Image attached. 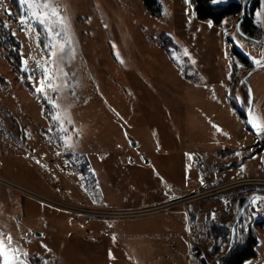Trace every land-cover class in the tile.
<instances>
[{"label":"rangeland","instance_id":"rangeland-1","mask_svg":"<svg viewBox=\"0 0 264 264\" xmlns=\"http://www.w3.org/2000/svg\"><path fill=\"white\" fill-rule=\"evenodd\" d=\"M157 1L159 14L143 0H54L68 19L63 68L72 75L58 102L73 122L66 133L70 149L61 145L65 134L44 117L41 96L24 88L0 45V231L27 251V264H225L233 247L246 244L249 229L258 255L244 263L264 264V199L261 218L247 206L264 192L254 181L264 173V153L243 159L248 143L250 155L264 150V133L257 136L247 119L241 123L227 102L236 96L244 110L249 103V120L264 118V71L246 81L248 95L242 82L252 68L233 57L232 70L230 62L234 45L250 59L264 53V0H235L243 11L220 24L199 19L193 0ZM255 1L260 32L247 39L241 19ZM24 14L23 6L19 11L0 0V25L20 42L25 70V59L28 69L41 59V47L36 31L19 23ZM164 35L176 45L171 55L161 48ZM29 73L39 80L38 72ZM234 161L239 166L227 169ZM246 165L253 166L250 177L226 180L244 174ZM225 184L229 189L219 194L202 192ZM174 185L178 190L168 199L155 201ZM247 195L241 214L248 218L236 229L235 207ZM192 205L195 218L183 214L179 235L159 232L167 213ZM204 206L219 219L200 216ZM222 208L229 209L224 217ZM87 222L96 236L81 242L79 224ZM224 225L230 239L217 252L220 238L209 232ZM119 229L126 254L118 251Z\"/></svg>","mask_w":264,"mask_h":264},{"label":"snow or ice","instance_id":"snow-or-ice-1","mask_svg":"<svg viewBox=\"0 0 264 264\" xmlns=\"http://www.w3.org/2000/svg\"><path fill=\"white\" fill-rule=\"evenodd\" d=\"M19 3L25 10V14L19 18V23L23 29L36 31L37 46L41 47V59L34 61L33 68L28 69V59L24 60L26 71L40 74L39 80H36L34 75H29L28 79L38 85L34 91L50 105L48 118L55 126V130L65 134L60 137L61 145L70 149L73 145L71 137H68L66 133L68 125L73 122L58 102L62 88L70 87L66 78L72 75L65 72L63 68L69 55L66 51L68 19L61 14L62 6L54 3V0H19ZM37 25L40 26L39 30L36 29ZM41 32L44 33L45 41L42 46ZM185 55H188L186 50ZM251 59L255 65L264 67V53H261V58L252 57ZM72 95L75 96L76 93L73 91ZM249 124L257 133H264V118L257 116L256 119L249 120ZM49 130L51 131L52 128L50 127ZM217 131L221 130L217 127ZM262 199L264 197L254 196L250 204L259 206ZM212 216L214 218V214ZM42 247L48 250L47 245H42ZM27 258V251L14 244L12 235L0 231V264H27Z\"/></svg>","mask_w":264,"mask_h":264},{"label":"trees","instance_id":"trees-1","mask_svg":"<svg viewBox=\"0 0 264 264\" xmlns=\"http://www.w3.org/2000/svg\"><path fill=\"white\" fill-rule=\"evenodd\" d=\"M11 5L15 8L21 11L22 5L19 3V0H8ZM145 5L155 14L160 13V5L157 0H143ZM215 0H193L194 5V11L197 15V17L201 20H210L214 24H220L225 18L235 16L238 13L242 12L244 9V6L242 3L238 1H231L228 4L221 5L218 3H213ZM259 7V2L255 1L254 4L251 5L247 13L242 15V21H241V30L245 34V36L256 38L259 34L260 30L257 27V25L254 22V12ZM40 27H38L39 30ZM41 45L45 42L44 41V33L41 32ZM161 39V48L167 53L172 54L176 51V45L174 43V40L168 36L164 35ZM256 43H259L257 41H254ZM0 45L8 53V61L10 62L13 71L17 74L18 77L22 78L24 88L27 89L32 94H35L34 87L30 83L28 77L30 75L29 72L23 69V61L20 54L21 44L15 38V36L12 34L11 30L4 27V25L1 23L0 25ZM233 57L237 58L238 60H241L245 67L248 69L253 68V63L248 57V55L244 54L241 50L236 48L234 45V49L232 47L231 53H230V62H231V69L236 66L235 59L233 60ZM242 84L244 83V86L246 87L247 94L249 95V89L247 87V83L245 80H243ZM246 97V93L245 96ZM245 100V99H244ZM231 108L235 111V113L241 118V120L247 119V111H248V104L246 103L244 105L245 108L243 109V105L239 104L237 97H231L228 101ZM245 102V101H243ZM40 105L42 107V113L44 117L50 121L48 118V112L50 111V105L41 97L40 99ZM252 196L247 195L244 197H239L240 200L236 204V218H239V221L236 224V229L241 226L242 221H244L245 218H248V215L245 213L241 214L242 208L244 205V202L249 200ZM232 231V230H231ZM231 231L229 228H227L225 225L216 227L212 229L209 234H215V239H219L220 243L215 247V251L220 252L224 249L225 245H227L230 237ZM250 231V229H249ZM247 232L245 235V245H237L236 247H233L230 253L228 254V257L226 258L225 264H244V262L252 257H256L257 251L254 249V246L257 243L256 237L253 235H250V232Z\"/></svg>","mask_w":264,"mask_h":264},{"label":"crops","instance_id":"crops-1","mask_svg":"<svg viewBox=\"0 0 264 264\" xmlns=\"http://www.w3.org/2000/svg\"><path fill=\"white\" fill-rule=\"evenodd\" d=\"M260 71H264V67H261V66H257L256 67V70L253 72V73H251L250 74V76L247 78V81L249 80V78L251 77L252 78V76L255 74V73H257V72H260ZM245 78V77H244ZM227 80V79H226ZM226 80L225 79H223V80H221V84H225L226 83ZM256 84L258 83V81L256 80V82H255ZM226 86V85H225ZM228 96V95H227ZM227 96H226V100H227ZM262 98H264V97H262ZM228 102V101H227ZM228 104H229V102H228ZM229 106H230V104H229ZM230 108H231V106H230ZM232 109V108H231ZM233 110V109H232ZM250 110V109H249ZM234 111V110H233ZM248 112V111H247ZM234 113H235V111H234ZM236 114V113H235ZM247 114V113H246ZM250 114H251V111H250ZM236 116L240 119V122L242 123V120H241V118L236 114ZM236 120H238L239 121V119H237V118H235ZM256 133H257V131H256ZM255 134V133H254ZM261 133H257L256 135L258 136V135H260ZM257 138H259V137H257ZM249 147H250V143H248L247 145H246V149H247V151H246V155L244 156V158L243 159H245V158H251V159H254L255 157H257L258 155H262L263 153H264V150L263 151H261V152H258V153H255V154H251L250 155V151H249ZM225 152H227V154H229V153H233V152H235L234 150H227V151H225ZM235 162V161H234ZM234 162H232V163H230L229 165H227V169H231V168H234V167H238L239 166V164L237 163V162H235V164H234ZM243 162H244V160L241 162V165L243 164ZM236 163H237V165H236ZM232 164H234V166L233 167H231V165ZM259 166V165H258ZM257 166V167H258ZM256 167V168H257ZM226 168H220V170H223V169H226ZM251 170H253V166H248V165H246L245 167H244V174H241V175H239V176H236V177H234V178H226V180H235V179H239V178H245V177H250L249 175H247L246 173L247 172H249V171H251ZM252 176V175H251ZM258 176H264V173L263 174H258ZM216 182L218 181V180H215ZM214 181V182H215ZM226 182V181H225ZM229 182V181H228ZM173 188H171V187H169V188H167V190L166 191H164V193H165V195H163V199L162 198H157L155 201H161V200H166V199H168L169 197H170V194L172 195L173 194V192H176L178 189H177V187L178 186H176V185H174V186H172ZM161 199V200H160ZM153 202V201H152ZM154 203V202H153ZM140 205H145V204H140ZM234 205V203H233V201H232V206ZM136 207H138V206H136ZM198 207V206H197ZM195 208H196V205H192V207L191 208H189V210H181V211H175V212H171V213H167L165 216L166 217H164L163 219V222L162 223H164V226L163 227H160V229H159V232H168V233H171V234H173V235H179V230L180 229H184V215L183 214H188L189 216H190V214H192V216L194 217V213H197V210H195ZM224 210H223V208L220 210V213H222V217H224L225 216V214L227 213V211H229V209H226L224 212H223ZM200 213H201V215L200 216H207V215H212L213 214V211L212 210H210L208 207H206V206H204V209L203 210H201V211H199ZM225 213V214H224ZM213 217V216H212ZM195 218V217H194ZM191 219V222H192V218H190L189 217V220ZM214 219L215 220H218L219 219V217L218 216H216L215 214H214ZM89 222H87L86 224L84 223V224H79V226H80V228L79 229H81L82 231H83V233L79 236V238H80V241L81 242H85L83 239H87V237L88 236H90V235H93V236H91V238H95V236H96V230L95 229H92L91 228V223L90 224H88ZM181 224V225H180ZM202 224H204V220H202L200 223H198L197 222V227H198V230H197V242H196V246H197V244L200 242L199 241V236L200 235H198V234H200L199 232L201 231V228H199V225L201 226ZM87 226H90V228H87ZM82 227H85L86 229L85 230H83V228ZM76 231V230H75ZM84 231L88 234V235H84ZM121 231H123V229H119L118 230V232H117V236H116V240H117V243H118V251H119V253L120 252H122L123 254H126L127 253V250H125V249H123V248H121L122 246H121V242H123V241H125L126 239H124V240H122V238H125L123 235H122V233H121ZM148 233V231H144V233L143 234H147ZM132 233L131 232H129L128 234H127V236H126V238H129L130 237V235H131ZM91 242L90 241H88V244H90ZM109 243H112V242H109ZM86 245L85 247H87V248H90L89 247V245ZM196 246H194V247H196ZM194 247H192V249H191V252L193 251V249H194ZM92 248H93V246H92ZM82 253L84 252H86V250H84L83 249V251H81ZM87 252H90V250L89 251H87ZM86 252V253H87ZM247 261V260H246ZM246 261H245V263H246ZM244 263V264H245ZM194 264H196L195 262H194Z\"/></svg>","mask_w":264,"mask_h":264},{"label":"built area","instance_id":"built-area-1","mask_svg":"<svg viewBox=\"0 0 264 264\" xmlns=\"http://www.w3.org/2000/svg\"><path fill=\"white\" fill-rule=\"evenodd\" d=\"M254 181H256L257 183H260L263 186L262 188H264V176H261L260 178H256ZM244 182H246V181H242L241 184H244ZM248 184H250V183H248ZM226 185L227 184H225L223 186L218 185V186L212 187V188L207 189L206 191H202V192H205L208 195L219 194V193L223 192L224 189H229V187H226ZM194 191H195L194 194H197V193L200 194V193H202V192H200L198 190H194ZM262 194H264V192ZM186 197L187 196H182V197H178L177 199H175L173 201H170V203H171L170 206L176 205V203L181 202V201H184ZM247 206H248V208L250 210H252L253 212H256V215L259 216L260 218L263 216V212H261L260 209H259L260 206H253V205L250 204V202L247 204ZM165 207L167 208L169 206H165ZM113 212L114 213H119V212H124V211H113ZM87 214H89V213H87Z\"/></svg>","mask_w":264,"mask_h":264},{"label":"water","instance_id":"water-1","mask_svg":"<svg viewBox=\"0 0 264 264\" xmlns=\"http://www.w3.org/2000/svg\"><path fill=\"white\" fill-rule=\"evenodd\" d=\"M247 39H251V37L245 36ZM257 41V40H256ZM259 42V41H257ZM256 70V68H252L249 73L245 76L244 80L247 81V78L250 76L251 73H253ZM247 83V82H246ZM252 102V101H251ZM250 114L249 111L247 112V122L249 123ZM251 129V128H250ZM136 145V144H135ZM260 197H264V194H258ZM245 208V207H244ZM239 221V218L237 219L236 223Z\"/></svg>","mask_w":264,"mask_h":264}]
</instances>
